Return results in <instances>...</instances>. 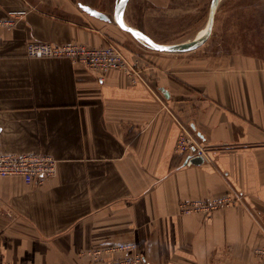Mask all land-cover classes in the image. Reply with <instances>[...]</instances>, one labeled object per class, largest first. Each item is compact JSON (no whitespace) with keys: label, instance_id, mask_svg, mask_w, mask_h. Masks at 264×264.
Here are the masks:
<instances>
[{"label":"crops","instance_id":"crops-1","mask_svg":"<svg viewBox=\"0 0 264 264\" xmlns=\"http://www.w3.org/2000/svg\"><path fill=\"white\" fill-rule=\"evenodd\" d=\"M11 11L26 15L0 28V146L51 155L58 170L42 184L0 178V264H92L124 244L151 264H260L264 59L149 55L71 0H0V19ZM30 42L114 45L130 67L31 59ZM183 135L206 163H185ZM227 195L239 204L212 217L182 211Z\"/></svg>","mask_w":264,"mask_h":264},{"label":"rangeland","instance_id":"rangeland-1","mask_svg":"<svg viewBox=\"0 0 264 264\" xmlns=\"http://www.w3.org/2000/svg\"><path fill=\"white\" fill-rule=\"evenodd\" d=\"M71 1L77 8L79 3L87 4L113 18L118 0ZM211 5L212 0H130L126 23L136 26L160 44L189 42L206 32ZM143 48L149 55L210 54L221 57L240 52L264 59V0H222L212 36L195 51L161 54Z\"/></svg>","mask_w":264,"mask_h":264},{"label":"built area","instance_id":"built-area-1","mask_svg":"<svg viewBox=\"0 0 264 264\" xmlns=\"http://www.w3.org/2000/svg\"><path fill=\"white\" fill-rule=\"evenodd\" d=\"M26 15L25 11H11L8 17L0 19V28H14L18 21ZM27 57L31 59H58L68 58L74 63H80L90 71L105 73L112 69H128L130 63L123 51L114 45L101 48H90L85 45L70 42L64 45L30 42L27 45ZM178 150L185 155V163L199 156H206V151L187 135L181 136ZM58 161L45 153H4L0 146V178H21L27 184H42L57 174ZM240 198L225 196L211 201H194L182 206L187 214H206L236 207ZM110 254H118L116 258L101 260V252H94L92 264H151L134 244H124L113 247ZM260 264H264V247L255 251ZM100 259V260H99Z\"/></svg>","mask_w":264,"mask_h":264},{"label":"water","instance_id":"water-1","mask_svg":"<svg viewBox=\"0 0 264 264\" xmlns=\"http://www.w3.org/2000/svg\"><path fill=\"white\" fill-rule=\"evenodd\" d=\"M222 0H212L211 5V12L209 17V23L206 33L198 38L194 39L193 41L183 42V43H176L172 45L168 44H160L159 42L155 41L152 37L146 34L144 31L130 26L125 21V12L129 5L130 0H118L115 9H114V16L110 18L107 14L91 7L87 4L79 3V7L89 14L92 17H95L101 21L107 23H114L118 25L123 31L132 35L137 41H139L144 47L149 48L156 52H167V53H188L197 50L201 46H203L212 36L213 29L216 22L217 12L220 8ZM162 92L164 95L169 98L170 93L165 89L162 88ZM206 163V160L203 157H195L190 161L186 162L189 166L193 165H203Z\"/></svg>","mask_w":264,"mask_h":264},{"label":"bare ground","instance_id":"bare-ground-1","mask_svg":"<svg viewBox=\"0 0 264 264\" xmlns=\"http://www.w3.org/2000/svg\"><path fill=\"white\" fill-rule=\"evenodd\" d=\"M208 28V27H207ZM207 31V30H206ZM206 33V32H205ZM205 33H203V35L205 34ZM203 35H201L200 37H202ZM200 37H198V38H200ZM197 38V39H198ZM199 157H203L204 158V156H199ZM188 165V164H187ZM146 259V258H145Z\"/></svg>","mask_w":264,"mask_h":264}]
</instances>
